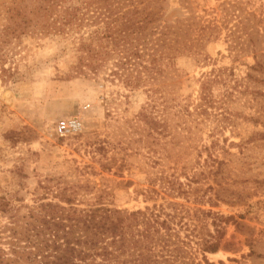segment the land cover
<instances>
[{"label": "rangeland", "instance_id": "rangeland-1", "mask_svg": "<svg viewBox=\"0 0 264 264\" xmlns=\"http://www.w3.org/2000/svg\"><path fill=\"white\" fill-rule=\"evenodd\" d=\"M35 1L0 0L3 264H41L20 252L50 201L154 221L126 230L112 264H264V0H120L119 15L150 13L149 32L203 38L137 85L112 75L115 57L97 72L81 59L101 25L41 33L11 16ZM72 117L81 131L58 137Z\"/></svg>", "mask_w": 264, "mask_h": 264}, {"label": "trees", "instance_id": "trees-1", "mask_svg": "<svg viewBox=\"0 0 264 264\" xmlns=\"http://www.w3.org/2000/svg\"><path fill=\"white\" fill-rule=\"evenodd\" d=\"M120 4V0H70V4L67 0H36L33 7H15L11 16L21 15L24 21L27 17L36 19L41 24V33H73L87 26L101 25L100 30L93 31L99 42L97 49L82 46L81 59L87 60V67L97 72L103 63L115 57L116 70L112 75L120 78L126 73L129 85H137L141 79L144 83L147 80L154 83L155 76L163 72L160 67H168L203 40L186 39L170 31V26L161 27L157 33L149 32L154 24L150 13L131 10L119 15ZM59 201L72 203L66 197ZM28 217L32 220L29 231L33 235L25 237L29 246L20 253L24 257L39 258L41 264H112L119 248L130 243L126 240V230L138 224L145 228L154 223L140 211L125 213L106 207L77 210L51 201L40 203ZM8 230L14 232L13 228ZM13 239L9 237L10 241ZM205 250L216 251L211 245ZM3 261H6L4 257H0V264Z\"/></svg>", "mask_w": 264, "mask_h": 264}, {"label": "built area", "instance_id": "built-area-1", "mask_svg": "<svg viewBox=\"0 0 264 264\" xmlns=\"http://www.w3.org/2000/svg\"><path fill=\"white\" fill-rule=\"evenodd\" d=\"M82 122L75 117L64 118L57 122L54 132L58 137H66L68 135H74L81 131Z\"/></svg>", "mask_w": 264, "mask_h": 264}, {"label": "bare ground", "instance_id": "bare-ground-1", "mask_svg": "<svg viewBox=\"0 0 264 264\" xmlns=\"http://www.w3.org/2000/svg\"><path fill=\"white\" fill-rule=\"evenodd\" d=\"M6 97H9V95H7Z\"/></svg>", "mask_w": 264, "mask_h": 264}]
</instances>
